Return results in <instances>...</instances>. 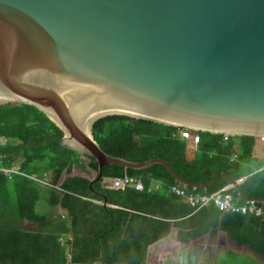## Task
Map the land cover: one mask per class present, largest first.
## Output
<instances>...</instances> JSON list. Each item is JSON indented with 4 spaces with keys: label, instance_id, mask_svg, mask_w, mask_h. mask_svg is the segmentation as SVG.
Listing matches in <instances>:
<instances>
[{
    "label": "water",
    "instance_id": "1",
    "mask_svg": "<svg viewBox=\"0 0 264 264\" xmlns=\"http://www.w3.org/2000/svg\"><path fill=\"white\" fill-rule=\"evenodd\" d=\"M31 105L64 144L99 164L136 163L104 152L101 119L124 116L198 132L264 138V0H0V106ZM92 160V159H90ZM106 205L108 200L105 197Z\"/></svg>",
    "mask_w": 264,
    "mask_h": 264
},
{
    "label": "trees",
    "instance_id": "2",
    "mask_svg": "<svg viewBox=\"0 0 264 264\" xmlns=\"http://www.w3.org/2000/svg\"><path fill=\"white\" fill-rule=\"evenodd\" d=\"M167 126L124 116L98 121L93 129L96 142L107 154L141 163L166 160L183 179L200 185L228 177L242 182L244 194L264 199V141L253 136L229 137ZM200 143L195 150V137ZM65 132L44 112L31 105L0 106V161L6 167L19 165L20 175L12 179L0 175V264H146L149 247L179 227V239L189 243L219 230L241 246L264 258V216L223 213L215 205L200 210L171 193L176 181L162 165L144 170L109 165L104 178L94 184L70 177L62 191L44 187L36 180H49L58 186L63 175L75 166L85 168L82 154L64 144ZM89 157V156H88ZM90 168L99 171L94 158ZM136 178L144 191L127 187L110 189L105 178ZM154 181L161 189L150 191ZM222 182L210 189L189 188L197 194L213 195L230 187ZM236 201L247 203L236 189ZM108 200L106 206L105 199ZM62 206L67 218L54 220L37 211L39 202ZM100 202L101 204H96ZM110 205V206H109ZM173 206V212L168 211ZM264 210V205H263ZM142 223L138 227V223ZM23 223L38 224L35 231L20 228ZM193 232L186 233V229ZM126 241H121L122 236ZM116 254L109 257V247Z\"/></svg>",
    "mask_w": 264,
    "mask_h": 264
},
{
    "label": "crops",
    "instance_id": "3",
    "mask_svg": "<svg viewBox=\"0 0 264 264\" xmlns=\"http://www.w3.org/2000/svg\"><path fill=\"white\" fill-rule=\"evenodd\" d=\"M195 145L196 146L194 149L197 150L196 142ZM82 160L85 162V168L83 169L81 167L75 166L72 173L66 172L58 185L60 188L66 179L70 177H81L88 179L89 181L97 178L98 171H94L90 168L92 160H90L87 155L83 154ZM104 181L105 183L109 184L110 189H113L111 186L113 182L112 178H105ZM46 182L53 185L52 176L49 177V180H46ZM239 183L242 184V182ZM161 186L162 185L160 182L154 181L150 191H158L161 189ZM229 188L234 189L232 188V185ZM59 192L61 191L59 190ZM95 203L99 205L101 204L100 202ZM104 204L106 205V202ZM174 210L175 208L171 206L168 211L173 212ZM68 215L69 213L66 209H64L62 206H58L53 209L50 218L58 220L60 218H67ZM141 224L142 223L139 222L138 227H141ZM180 230L181 229L179 227H173L170 235H168L165 239L152 244L148 249L146 264H227L229 259H234L238 256H252L254 258L253 260H255L256 257L264 263L263 257L258 255L249 247L239 245L222 230H219L218 234L215 236L206 234L205 236L195 239L189 243L180 241ZM185 232L191 233L193 231L192 229L187 228ZM121 239V241L127 240L125 235H123ZM121 241H118V238L116 241H112L114 249L109 247V257H113L116 254L115 243H119Z\"/></svg>",
    "mask_w": 264,
    "mask_h": 264
},
{
    "label": "built area",
    "instance_id": "4",
    "mask_svg": "<svg viewBox=\"0 0 264 264\" xmlns=\"http://www.w3.org/2000/svg\"><path fill=\"white\" fill-rule=\"evenodd\" d=\"M230 136H226V140H229ZM181 138L184 140H188L190 138V131L185 130ZM264 141V138H262ZM195 142L198 145L200 143V137H195ZM21 168L19 165L14 166L12 168L6 167L2 161H0V175L5 176L7 178L12 179L15 175H20ZM23 176H27L32 180H36L41 185L46 187H52L56 190L62 191L59 186L51 185L50 183L39 180L34 176H28L23 174ZM112 188L116 190H125L127 187H134L137 190H144L145 187L143 183L134 178L125 177V178H115L112 182ZM171 193L176 195L177 197L183 198L187 200L190 206L197 211L208 207L211 205H215L219 210L223 213H233V214H242V215H256L258 217L264 216L263 208H259L255 201H247L245 205L239 204L238 201L235 200L233 194L230 192V188H224L213 195L208 194H197L193 191H190L187 187H182L180 185H174L171 187Z\"/></svg>",
    "mask_w": 264,
    "mask_h": 264
},
{
    "label": "rangeland",
    "instance_id": "5",
    "mask_svg": "<svg viewBox=\"0 0 264 264\" xmlns=\"http://www.w3.org/2000/svg\"><path fill=\"white\" fill-rule=\"evenodd\" d=\"M53 209L54 208L50 207L45 202H39V204L37 205V211L41 215L50 217L51 213L53 212ZM38 226H39L38 224L23 223L21 224L20 228L24 230L35 231L36 229H38ZM253 259L254 258L252 256H238V257H235L234 259H229L227 261V264H264L256 257H255V260Z\"/></svg>",
    "mask_w": 264,
    "mask_h": 264
},
{
    "label": "clouds",
    "instance_id": "6",
    "mask_svg": "<svg viewBox=\"0 0 264 264\" xmlns=\"http://www.w3.org/2000/svg\"><path fill=\"white\" fill-rule=\"evenodd\" d=\"M190 131V130H189Z\"/></svg>",
    "mask_w": 264,
    "mask_h": 264
}]
</instances>
